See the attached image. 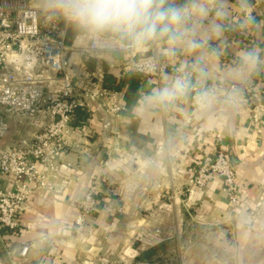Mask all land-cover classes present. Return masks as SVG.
I'll use <instances>...</instances> for the list:
<instances>
[{"label":"crops","instance_id":"obj_1","mask_svg":"<svg viewBox=\"0 0 264 264\" xmlns=\"http://www.w3.org/2000/svg\"><path fill=\"white\" fill-rule=\"evenodd\" d=\"M249 3L242 9L239 0H225L226 15L220 20L224 30L212 41L220 55L207 62L208 81L223 80L224 70L242 49L256 48L264 57V10L252 11L253 1ZM249 17L252 22H246ZM162 52V45H151L140 57H157L168 70L190 59L184 53L169 57ZM112 58L120 64L125 57ZM109 62L99 65L107 70ZM171 75L167 71L160 80L143 82L131 116L114 120L100 104L92 107L89 122L81 128L91 130L90 137L64 157L73 165L69 179L53 192L32 195L21 215L22 231L5 237L11 251L30 246L24 264H52L56 258L67 264H114L117 258L122 261L116 264H124L125 258L129 264H163L169 258L179 264H264V101L259 105L248 98L246 107L217 105L203 116L197 114L194 100L145 109L144 97ZM263 75L264 64L247 83L264 94ZM10 127L9 145L17 141L14 124ZM220 152L235 167L240 193L250 204L244 213L232 209L219 179L202 194L189 192L198 168ZM124 184L132 188V201H123ZM86 187L94 189L98 206L79 234L75 221ZM160 193L179 200H159ZM140 195L149 197L147 210L168 207L176 217L182 215L173 224L177 230L172 237L153 243L128 240L125 229L131 225L138 231L141 224L137 227L135 217L125 214L145 210ZM144 252L147 260L139 261Z\"/></svg>","mask_w":264,"mask_h":264},{"label":"built area","instance_id":"obj_2","mask_svg":"<svg viewBox=\"0 0 264 264\" xmlns=\"http://www.w3.org/2000/svg\"><path fill=\"white\" fill-rule=\"evenodd\" d=\"M252 1V11L264 10V0ZM61 20L46 7H38L35 0H0V141L10 133V123L14 124V137H17L14 144L0 149V264L28 261L30 246L23 244L19 251H11L5 237L22 231L21 215L32 195L53 192L61 181L69 179L73 165L64 161L66 152L79 148L91 135V130L83 132L74 126L77 112H90L93 106L100 104L105 114L116 120L128 111L125 93L103 86L105 74L133 72L143 81L160 80L167 71L173 76L185 67L181 64L168 70L157 57H140L143 51H127L123 46L106 48L92 42L82 43L78 37L69 43L70 26L63 20L64 25H61ZM120 54L125 58L117 64L112 57ZM108 59L111 62L104 70L99 62ZM89 60L96 61L93 72L85 68ZM152 60L154 68L142 67L145 61ZM261 81L264 85V75ZM207 83L231 86L220 79ZM242 87L243 103L239 106L246 107L248 98L259 105L264 101L260 87L252 83ZM188 100L196 103L194 93L178 102ZM217 179L222 181L232 209L246 212L250 204L240 193L236 169L223 152L198 168L189 185L190 194L204 193ZM123 187L120 185L121 189ZM128 190L131 189L126 188ZM96 197L93 188L81 191L75 221L79 234L98 206ZM158 199L173 198L160 193ZM52 264L67 263L56 258Z\"/></svg>","mask_w":264,"mask_h":264},{"label":"clouds","instance_id":"obj_3","mask_svg":"<svg viewBox=\"0 0 264 264\" xmlns=\"http://www.w3.org/2000/svg\"><path fill=\"white\" fill-rule=\"evenodd\" d=\"M239 5L250 7L249 0H239ZM45 7L82 43L137 52L158 44L163 46L161 55L190 57L183 71L144 97L145 109L166 108L193 93L201 116L217 105L237 107L243 103L242 86L264 64L258 49H242L223 72L231 86L208 85L207 62L220 55L212 41L224 30L220 20L226 15L225 0H45ZM246 22H252L251 17ZM142 67L154 68L155 61H145Z\"/></svg>","mask_w":264,"mask_h":264},{"label":"rangeland","instance_id":"obj_4","mask_svg":"<svg viewBox=\"0 0 264 264\" xmlns=\"http://www.w3.org/2000/svg\"><path fill=\"white\" fill-rule=\"evenodd\" d=\"M35 3L37 4L38 7H45V0H35ZM60 20L61 19L58 17V21ZM11 135L12 133L11 134L9 133L3 140L0 141V149L9 145L8 143H9V139ZM12 142L13 141L11 140V143ZM126 188L128 189H132V188L131 186L126 185L122 189L123 193L125 194L129 193V195L122 196L125 198L124 200L125 202H129V201H132L133 193L131 192V190L126 191ZM139 199H140V204H141L142 209H145V210H141L138 213L137 212L136 213L127 212L125 214L126 217H128L129 219L131 217L133 218V216L135 217L136 219L135 222H136L137 227L138 225L141 224V226L138 227L139 228L138 231L136 230V227L134 226L131 227V225H129V227L125 229L126 230L125 233L127 235L128 240L131 242V240H135L139 238L143 242L153 243V241L158 240L160 237H172L175 234V231L177 230L174 228L173 224L175 223V221L181 220L183 218L182 215L177 214L179 216L176 217L174 215L176 213H174L173 210H170V208L168 207L158 209L155 212L151 210H147L146 207L149 202L148 195H140ZM172 200L170 202H176V200H179V199H176L175 201H172ZM159 202L161 201H158V203ZM195 235H197V232H195ZM152 238L153 240H151ZM121 261L122 260L120 258H117V261H114V264H116L117 262H121ZM122 263L129 264L126 258L123 260ZM163 264H179V261L171 260V258H169V260H167V262Z\"/></svg>","mask_w":264,"mask_h":264},{"label":"trees","instance_id":"obj_5","mask_svg":"<svg viewBox=\"0 0 264 264\" xmlns=\"http://www.w3.org/2000/svg\"><path fill=\"white\" fill-rule=\"evenodd\" d=\"M61 25H64L63 21L60 22ZM67 41L72 43V41L78 36V34L69 27L67 32ZM85 68L89 72L96 70V61L89 60L85 62ZM143 78L133 72H122V71H113L107 72L104 76L103 86L108 90L123 91L125 93L126 101L128 104V111L123 113L124 116H131L133 109L137 106L140 101V91L143 84ZM90 119L89 112L86 110H79L75 117L74 126L77 129L83 128ZM147 252L141 254L138 258L139 261L147 260Z\"/></svg>","mask_w":264,"mask_h":264},{"label":"water","instance_id":"obj_6","mask_svg":"<svg viewBox=\"0 0 264 264\" xmlns=\"http://www.w3.org/2000/svg\"><path fill=\"white\" fill-rule=\"evenodd\" d=\"M80 197H81V194H80ZM79 200H80V198H79Z\"/></svg>","mask_w":264,"mask_h":264}]
</instances>
